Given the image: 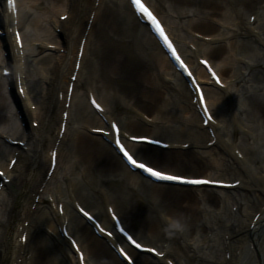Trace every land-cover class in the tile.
I'll use <instances>...</instances> for the list:
<instances>
[{
  "label": "bare ground",
  "instance_id": "bare-ground-1",
  "mask_svg": "<svg viewBox=\"0 0 264 264\" xmlns=\"http://www.w3.org/2000/svg\"><path fill=\"white\" fill-rule=\"evenodd\" d=\"M98 1L96 5L97 0H17L18 27L24 37L22 55L17 53L9 31L14 16L5 0H0V23L6 32L0 37V169L11 177L0 192V215L5 216L0 220V264H81L59 229L66 222L69 234L84 253L85 264H128L112 247L120 237L114 240L97 235L73 208L76 202L92 211L107 228L114 224L108 212L111 205L135 237L166 253L161 258L131 249L139 264H168L169 260L174 264H264V174L257 170L262 148L256 140L257 130L264 128V51L257 45L264 47V0H158V5L146 0L204 83L207 103L217 121V125L211 122L207 127L202 124L188 81L139 20L129 0ZM165 10L182 20L186 39L176 33ZM248 12L251 14L245 21ZM64 14L68 18L62 21ZM253 14L256 19L251 23ZM27 21L31 26L28 30ZM84 36L67 128L58 144L56 168L47 180L49 152L59 140L68 85ZM186 44L192 47L187 49ZM5 50L8 58L2 57ZM204 55L235 92L222 91L210 79L198 63ZM220 58L222 65L217 61ZM5 68L12 69L14 76H4ZM18 78L25 88V101L17 90ZM5 84L11 86L13 97H19L17 105L25 128L16 125L17 111L4 92ZM90 92L103 105L110 123H120L123 136H148L140 133L147 131L170 138V149L129 143L137 158L179 170L214 169L215 173L204 172V176H188L229 182L240 179L237 187L228 190L235 192L223 197L214 191L221 188L155 182L133 171L112 141L93 132L94 128H105L106 122L90 104ZM119 109L126 111L124 116L116 114ZM238 114L247 129L239 125L244 136L235 142L237 127L231 130L230 120L236 125L234 116ZM29 119L38 121L39 127L28 126ZM209 127L216 137L209 135ZM108 137L113 140V136ZM260 137L263 139L264 132ZM9 138L26 141L28 150L13 145ZM184 138L187 140L181 141ZM214 138L216 142L209 145ZM179 142H189L191 147L185 151L178 147ZM195 147L203 150L196 151ZM16 152L18 160L8 169ZM262 165L264 168V161ZM228 172L237 177L224 179ZM242 187L244 190L239 191ZM24 189L28 193L26 204L17 210ZM37 195L39 202L32 209ZM50 196L56 208L46 204ZM59 203H63V214ZM24 231L28 233L25 243L16 237ZM8 236L12 240L9 243Z\"/></svg>",
  "mask_w": 264,
  "mask_h": 264
},
{
  "label": "snow or ice",
  "instance_id": "snow-or-ice-1",
  "mask_svg": "<svg viewBox=\"0 0 264 264\" xmlns=\"http://www.w3.org/2000/svg\"><path fill=\"white\" fill-rule=\"evenodd\" d=\"M10 4H14V0H9ZM132 3L135 4L136 8L141 12V14H146L148 19L152 21V23L155 25L157 32L159 33L160 36H162L167 44V46L169 47V49L172 51L173 55L176 57L177 60H180L179 55H177L176 49L173 47L172 42L168 39V37L165 35V31L164 29L161 27L159 21L156 19V17L153 15V13L149 10V8L147 6H145V4H143L141 2V0H132ZM64 19H67V17H64ZM181 62V66L184 67L185 69H187V66L183 63L182 60H180ZM203 63L205 65H208L209 70L211 71L212 75L214 77H216L217 81H219V76L217 75V73L212 69V66L209 64V62L207 60L203 61ZM189 75H192L191 72H189ZM21 91H23V89H21ZM201 99H203V94H201ZM92 103L95 105V107L97 109H101V105L99 103L96 102V100L93 98ZM102 110V109H101ZM204 110L207 112L208 108L207 105L205 104V108ZM209 120H211V115H209ZM113 128L116 129L117 132V136L115 139V143L118 145L120 151L123 153L124 157L127 159V161L133 166V167H137L140 169H143L145 172H148L151 174V176L156 177L159 180H168V181H181L183 183H189V184H204V183H222L221 181H208V180H202V179H188L184 176H180V175H170V174H166L164 172L161 171H156L154 170L152 167H148L146 164L144 163H138L137 159H135L133 157V155H131L126 149H125V145L121 142L120 136H119V127L115 124L112 125ZM133 141H144L147 138L146 137H132L131 138ZM149 142H158V141H149ZM53 158L56 157V153H53ZM16 162L12 161V164L14 165ZM0 175H3L2 172H0ZM81 212H83V214L85 216H88L89 218H91L90 213L86 212L83 208L80 209ZM101 231H103V229H101ZM121 231H123V229H121ZM109 236L112 235V233H108ZM26 239V237H25ZM128 240L131 241V243L133 245H135L136 248H140L141 244L137 243L136 239H133L132 236H128ZM74 243V242H73ZM121 253L124 254L127 259L131 260V257L127 256V253H124L123 249H120ZM152 251H155V249H152ZM80 259L81 261H83L84 256L83 253L80 254Z\"/></svg>",
  "mask_w": 264,
  "mask_h": 264
},
{
  "label": "rangeland",
  "instance_id": "rangeland-1",
  "mask_svg": "<svg viewBox=\"0 0 264 264\" xmlns=\"http://www.w3.org/2000/svg\"><path fill=\"white\" fill-rule=\"evenodd\" d=\"M157 5H158V0H153ZM165 15L166 16H169V20L173 23L172 25L174 26V28L179 32V30H178V28H179V26L181 25V23H180V21H182V20H180L179 18H177L176 17V15H175V13L173 12V11H171V10H165ZM175 15V16H174ZM248 16H249V14H247L246 16H245V20L247 21L248 20ZM51 19H53L54 20V18H51ZM50 19V20H51ZM219 19H221V18H219ZM52 20V21H53ZM52 21H51V23H52ZM28 22V21H27ZM53 24V23H52ZM26 25L27 26H29V27H31L29 24H27L26 23ZM182 32H184V31H182ZM220 63L222 62L221 61V59H217ZM259 74H263L262 72L261 73H259ZM229 90L230 91H233V92H235V90H233L231 87H229ZM166 97H168V96H166ZM162 102H163V100H162ZM123 107H124V105H123ZM125 108V110L127 111H129V109L127 108V107H124ZM164 109H165V107H164ZM119 110H121V111H119ZM119 110H117L118 112H117V114L118 115H120V116H124L125 115V110L124 109H119ZM125 111V112H124ZM124 112V113H123ZM237 116V118L239 117L238 115H236ZM230 119V115H228V120ZM230 129L231 130H233V127H234V125L232 124V121L230 120ZM241 131V130H240ZM262 132H264V128H263V131H262V129H259V130H257V141L259 142V144H260V147L262 148V152H260V154H261V160H260V165H259V167L257 168V170L261 173V174H264V168H263V161H264V137H263V139L260 137V134L262 133ZM140 133H144V134H148V135H154V136H159V137H161V138H165V137H163L164 135H162V134H160V133H156V132H154V133H148L147 131H141ZM162 135V136H161ZM240 137H241V133H238V136H237V140L239 141L240 140ZM183 140H186L185 138L183 139ZM182 140V141H183ZM262 140V141H261ZM251 142L253 143L254 142V139H251ZM45 147V146H44ZM206 157H209V156H206ZM149 163H151V164H153V165H155V166H157V167H160V168H162V169H165V170H169V171H173V172H179V173H182V174H195V175H197V174H204V172H205V174H207V173H209V171L211 170V169H202V170H195V169H192V168H186V169H178V168H176V167H168V166H164V165H162V164H159V163H156V162H153V161H148ZM170 168V169H169ZM38 170V169H37ZM212 172H214V171H212ZM233 179V178H232ZM219 194H223L224 192H218ZM27 195H28V193H27V191H26V189H24L23 190V193H21L20 194V198H18V201H17V205H16V208H17V210L18 209H21L22 208V206H23V204L26 202V199H27ZM236 207V206H235ZM16 217V216H15ZM5 219V216L3 215H1V218H0V220H4ZM17 220H18V218H16ZM10 236H8V243L9 242H11L12 240L9 238Z\"/></svg>",
  "mask_w": 264,
  "mask_h": 264
}]
</instances>
